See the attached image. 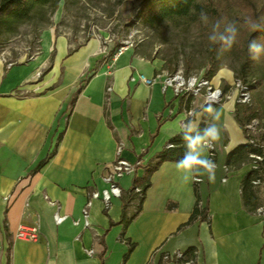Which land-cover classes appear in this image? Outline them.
Here are the masks:
<instances>
[{"label":"crops","instance_id":"crops-1","mask_svg":"<svg viewBox=\"0 0 264 264\" xmlns=\"http://www.w3.org/2000/svg\"><path fill=\"white\" fill-rule=\"evenodd\" d=\"M42 34L38 55L18 64L0 60V264H176L162 259L175 250L192 256L193 264H264V215L247 211L240 195L251 163L223 169L227 153L245 141L233 96L213 110L212 116L220 113V139L211 180L206 174L196 185L183 183L176 161H164L125 229L116 223L120 197H112L106 210L94 198L91 227L83 228L81 209L90 192L106 187L101 176L118 144L122 158L143 165L175 135L185 97L164 88L162 62L138 48L112 58L115 44L101 46L92 37L72 47L63 35ZM138 74L156 79L148 85ZM252 94L264 102L258 89ZM194 100L196 107L201 100ZM200 120L198 112L192 121L198 126ZM143 172L135 170L139 177ZM133 175L118 179L121 189L130 187ZM44 195L59 204L62 222H54L56 206ZM197 197L208 208L207 219L188 222ZM19 224L37 225L38 240L17 239ZM122 233L134 243L124 262Z\"/></svg>","mask_w":264,"mask_h":264},{"label":"rangeland","instance_id":"rangeland-1","mask_svg":"<svg viewBox=\"0 0 264 264\" xmlns=\"http://www.w3.org/2000/svg\"><path fill=\"white\" fill-rule=\"evenodd\" d=\"M138 1L57 0L54 6L35 7L31 17L19 24L14 34L0 35V59L5 65L26 62L39 54L41 39L45 42L42 32L51 30L55 35L65 36L72 47L92 37L98 39L101 46L108 43L117 46L128 40L133 48L160 60L169 73L205 74L214 56L219 68L210 77L212 82L224 84L227 78H235L241 59L240 43L247 24L245 8L229 7L226 19L237 22V42L230 51L218 55V52L211 51L212 43L207 38L215 22L208 6L210 1L218 0H197L200 9L193 10L189 15L152 24L137 16ZM255 1L260 4L261 0ZM201 9L208 13L207 25L199 19ZM250 76L259 82L257 89L264 94V54L255 60Z\"/></svg>","mask_w":264,"mask_h":264},{"label":"trees","instance_id":"trees-1","mask_svg":"<svg viewBox=\"0 0 264 264\" xmlns=\"http://www.w3.org/2000/svg\"><path fill=\"white\" fill-rule=\"evenodd\" d=\"M57 0H0V35H12L16 32L19 24L27 21L31 17V11L35 7H43L46 5H55ZM119 1V0H118ZM139 8L137 16L145 23H157L164 19H171L175 17H184L189 15L193 10L200 9L197 0H139ZM229 7L245 8L247 10V19L258 23L261 26L260 30L253 31L249 24L243 31V38L240 43V63L235 70V78L241 79L245 83H250L254 80V87L251 91V103H235L234 118L239 123L243 130L244 137L253 139L254 143L244 141L232 148L226 155L224 164L228 169H236L244 163H254L255 167L251 166L248 172L243 176L240 182V195L243 207L249 212H256L258 207L264 208V123H261L262 130L256 134H248L245 130V124L253 118H258L261 122L264 120V102L259 104L253 97V91L257 90L258 81L252 78L251 71L254 67L255 60L250 58L248 52L249 40H258L264 42V0L257 4L255 0H220L212 2L208 6V12L215 21L220 20L221 29L224 24L230 23L227 18ZM118 47V45L116 46ZM219 45L211 44V51L217 52ZM211 65L206 71L205 75L210 78L214 75L219 68V62L215 60L214 56L211 59ZM227 89V85L224 86ZM191 97L186 99V105L189 106ZM215 104H209L198 110L201 112V120L197 127L203 128L212 119L213 111H206L207 108L214 110ZM169 144H175V149L169 151L165 146L159 152L154 154L143 165L140 163L136 167H143L144 172L142 176H137L135 173L132 178L130 187L126 190L122 189L120 195L121 199V215L120 219L116 222L122 225L123 229L132 221V219L139 213L141 205L145 196V191L150 185V176L157 169V167L164 161H178L184 154V142L179 135H174L169 140ZM259 156V158L253 157ZM44 162L40 161L37 168ZM254 181H257L254 183ZM196 185V184H195ZM140 187L143 197L137 206L136 211H133L131 202L136 197L134 187ZM195 191L196 186H195ZM193 211L189 217V221L194 219L206 220L207 219V206L200 209L197 206V201ZM114 222H110V226ZM123 239L128 244V250L123 256V262L127 258L128 253L134 246L127 238ZM102 241V238L99 237Z\"/></svg>","mask_w":264,"mask_h":264},{"label":"built area","instance_id":"built-area-1","mask_svg":"<svg viewBox=\"0 0 264 264\" xmlns=\"http://www.w3.org/2000/svg\"><path fill=\"white\" fill-rule=\"evenodd\" d=\"M133 44L128 41L124 40L120 42L116 50L112 53V58H116L125 48L132 47ZM1 60V59H0ZM4 60V59H2ZM5 61V60H4ZM7 65H10L9 63ZM156 78H147L143 74H138V80L144 82L145 84H152ZM254 80H251L250 83H245L239 78H233V81L230 85H227V89L224 86H215L211 79L208 78L204 73H194L190 75H184L180 71H176L174 73L167 72L164 80L163 86L164 88L170 87L176 96L181 95L185 97V102L182 107V113L184 118H188L193 120L195 118L196 113L200 112L198 110L202 109L205 105L209 104H220L225 99L230 97H234L235 103H251V91L254 87ZM107 90H110V87H107ZM191 97L189 106L186 105V99ZM194 98H200L201 102L198 106H194ZM181 120V119H180ZM261 123L262 122L258 118L251 119L250 122L245 124V130L247 135L248 134H256L257 132L261 131ZM246 141L250 143H254L253 139H247ZM168 145V144H167ZM122 144H118L116 152H115V159L111 162L108 166L104 168V173L101 176L102 181L106 185L105 188L101 190V192L93 191L90 192L84 206L81 209L82 218H83V228H90L91 225L88 221V214L89 208L92 204V200L94 198L101 199L103 203V207L106 210L110 203L112 197H120L122 193V189L118 184V179L124 175L133 174L135 173L136 167L140 164V161L137 160L134 163L127 161L126 159L121 157L122 152ZM215 145L212 150L208 152V158L212 159L214 162L215 158ZM253 157L259 158V156L253 155ZM251 166L255 167L254 163H251ZM223 169L225 172H228V167L224 164ZM224 180V179H223ZM202 181V178H201ZM257 181H254L256 183ZM195 184H198L194 182ZM134 193H136V197L131 202L133 211H136L137 206L140 203V199L143 197V193L140 187H134ZM44 198L51 202L46 195ZM55 204L56 209L53 214V219L55 223H60L65 219V215H61L59 213V204L55 202H51ZM197 206L202 209L203 204L200 200L197 201ZM257 213L264 215V208L258 207L256 210ZM74 224H78L77 220H73ZM39 228L37 225H27V224H19L16 228L14 236L17 239L25 240V241H36L39 238ZM88 254L94 252L93 249L86 250ZM162 259L165 261H173L176 264H193L194 259L192 256L186 257L185 253L180 250H175L173 252H165L162 255Z\"/></svg>","mask_w":264,"mask_h":264},{"label":"clouds","instance_id":"clouds-1","mask_svg":"<svg viewBox=\"0 0 264 264\" xmlns=\"http://www.w3.org/2000/svg\"><path fill=\"white\" fill-rule=\"evenodd\" d=\"M199 19L205 25L209 22L208 13L201 9ZM221 21H215L211 26V31L208 35V40L213 45H219L217 49L218 55L230 51L237 42L239 29L237 22L233 21L224 24L221 29ZM245 23L249 24L253 31L261 29V26L247 19ZM248 52L252 60H257L264 54V42L258 40H249ZM206 111H213L210 107ZM220 113L215 112L212 116V123H208L202 129L194 125L193 121L188 118L181 119L177 122V130L175 135H179L184 142V154L176 161V169L180 173V180L183 183L201 182V178L208 175L211 180V175L216 168L215 162L208 158L205 153L213 149L215 143L220 139V128L216 121H219ZM167 150L175 149V144H168Z\"/></svg>","mask_w":264,"mask_h":264}]
</instances>
